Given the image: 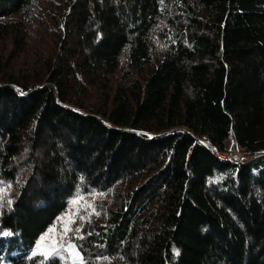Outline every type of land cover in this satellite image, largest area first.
I'll use <instances>...</instances> for the list:
<instances>
[{
    "label": "trees",
    "instance_id": "obj_1",
    "mask_svg": "<svg viewBox=\"0 0 264 264\" xmlns=\"http://www.w3.org/2000/svg\"><path fill=\"white\" fill-rule=\"evenodd\" d=\"M51 227L89 264H264V0H0V264Z\"/></svg>",
    "mask_w": 264,
    "mask_h": 264
},
{
    "label": "snow or ice",
    "instance_id": "obj_2",
    "mask_svg": "<svg viewBox=\"0 0 264 264\" xmlns=\"http://www.w3.org/2000/svg\"><path fill=\"white\" fill-rule=\"evenodd\" d=\"M78 199H82V198H78ZM73 203L75 204V203H77V201L74 200ZM86 207L91 208V204H87ZM93 211H94V209H93ZM81 219H83V217H81ZM66 231L79 232L80 229L79 228L66 229ZM0 235L8 236V235H11V233L10 232H2V233H0ZM80 238H83V237H80ZM43 239H44V237H41V240H43ZM37 248H39V244L37 245ZM69 250H71V251H69ZM61 252H67L68 255L73 258L74 264H76L77 261L79 262V264H89V262L86 260V258L81 255V250L77 249L76 246L71 244V243H69L67 245H61L58 249H53L51 256L47 255L46 253H42V252H38L37 250H33L31 255L28 258L33 259V258L37 257L38 255H40L43 257L41 264H44V262L49 261L56 256H59ZM105 259H107V258H105Z\"/></svg>",
    "mask_w": 264,
    "mask_h": 264
},
{
    "label": "rangeland",
    "instance_id": "obj_3",
    "mask_svg": "<svg viewBox=\"0 0 264 264\" xmlns=\"http://www.w3.org/2000/svg\"><path fill=\"white\" fill-rule=\"evenodd\" d=\"M230 149H231L232 154H230L229 157H231L234 160L239 159L240 161H247L250 158L240 148V146L238 145V143L235 141L234 138L230 139ZM56 229L57 228H55V227L49 228L48 232L42 236V237H44V239L41 240V238H40V240L38 242V244H39L38 251L39 252L48 253V251H50L51 249L54 248V245L57 241V236H58L56 234ZM69 251H71V250H69Z\"/></svg>",
    "mask_w": 264,
    "mask_h": 264
},
{
    "label": "built area",
    "instance_id": "obj_4",
    "mask_svg": "<svg viewBox=\"0 0 264 264\" xmlns=\"http://www.w3.org/2000/svg\"><path fill=\"white\" fill-rule=\"evenodd\" d=\"M220 156H224L225 158H230V159H232L231 157H229V156H230L229 154H221Z\"/></svg>",
    "mask_w": 264,
    "mask_h": 264
},
{
    "label": "water",
    "instance_id": "obj_5",
    "mask_svg": "<svg viewBox=\"0 0 264 264\" xmlns=\"http://www.w3.org/2000/svg\"><path fill=\"white\" fill-rule=\"evenodd\" d=\"M255 157L253 156L252 159H254Z\"/></svg>",
    "mask_w": 264,
    "mask_h": 264
},
{
    "label": "bare ground",
    "instance_id": "obj_6",
    "mask_svg": "<svg viewBox=\"0 0 264 264\" xmlns=\"http://www.w3.org/2000/svg\"><path fill=\"white\" fill-rule=\"evenodd\" d=\"M211 147V146H210Z\"/></svg>",
    "mask_w": 264,
    "mask_h": 264
}]
</instances>
